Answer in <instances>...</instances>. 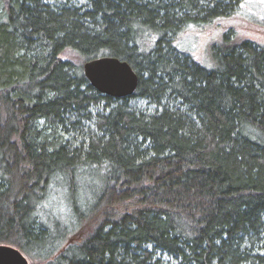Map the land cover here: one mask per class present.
<instances>
[{"label": "trees", "instance_id": "trees-1", "mask_svg": "<svg viewBox=\"0 0 264 264\" xmlns=\"http://www.w3.org/2000/svg\"><path fill=\"white\" fill-rule=\"evenodd\" d=\"M246 1L0 0V245L41 264H264V47L225 32L206 66L184 44ZM102 57L137 73L132 96L90 84Z\"/></svg>", "mask_w": 264, "mask_h": 264}, {"label": "rangeland", "instance_id": "rangeland-1", "mask_svg": "<svg viewBox=\"0 0 264 264\" xmlns=\"http://www.w3.org/2000/svg\"><path fill=\"white\" fill-rule=\"evenodd\" d=\"M68 2L71 5H86V0H57ZM225 32H231L234 39L240 41H251L254 44L264 47V0H247L237 11L228 18L220 19L203 29L189 30L184 36L187 49L202 64L208 66L210 63L211 47L222 40ZM212 53V52H211ZM137 102V103H136ZM136 106L147 108L149 105L145 101H134ZM84 128L90 125L84 122ZM79 142L80 134H72ZM157 256L162 257L166 262L174 260L158 251ZM28 258V257H27ZM29 260V264H41L38 261Z\"/></svg>", "mask_w": 264, "mask_h": 264}, {"label": "water", "instance_id": "water-1", "mask_svg": "<svg viewBox=\"0 0 264 264\" xmlns=\"http://www.w3.org/2000/svg\"><path fill=\"white\" fill-rule=\"evenodd\" d=\"M84 73L97 91L114 98L132 96L139 85V76L133 68L127 62L113 57L87 62ZM0 264H29V260L19 249L0 245Z\"/></svg>", "mask_w": 264, "mask_h": 264}]
</instances>
